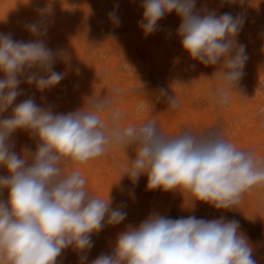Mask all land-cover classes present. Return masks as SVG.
Instances as JSON below:
<instances>
[{"label": "clouds", "instance_id": "9594fccd", "mask_svg": "<svg viewBox=\"0 0 264 264\" xmlns=\"http://www.w3.org/2000/svg\"><path fill=\"white\" fill-rule=\"evenodd\" d=\"M141 7L138 24L146 36L155 33L168 14L180 18L176 31L183 51L204 66L220 65L223 83L214 97L217 105H227L249 59L247 46L237 39L245 17L198 10L196 0H143ZM117 10L118 5L108 14L115 25L120 23ZM45 12L37 9L38 18L24 25L32 37L27 41L0 33V168L7 172L0 174V264H57L67 249L77 253L79 264H88L93 235L126 219V205L113 207L110 193L107 200L90 196L79 171L63 175L64 160L85 164L109 147L135 144V156L122 177L135 186L146 176L149 191L187 192L194 198L191 208L201 202L231 210L245 192L264 186V161L237 149L218 132L196 136L185 130L166 138L153 121L121 127L119 112L111 114L109 127L101 116L110 109L111 98L93 100L87 111L58 113L51 105L38 104L33 93L12 107L26 94L21 84L46 93L69 74L68 67L55 70L58 62L68 64V56L47 44ZM159 93L168 107L178 106L167 90ZM10 107V115L3 116ZM18 130L36 142L34 152L15 151L12 137ZM128 194L135 197L134 187ZM239 229L234 219H171L154 212L138 226H126L111 251L90 264H258Z\"/></svg>", "mask_w": 264, "mask_h": 264}, {"label": "rangeland", "instance_id": "374dc122", "mask_svg": "<svg viewBox=\"0 0 264 264\" xmlns=\"http://www.w3.org/2000/svg\"><path fill=\"white\" fill-rule=\"evenodd\" d=\"M142 3L143 0H0V33H11L16 40L31 39L24 25L38 18L37 9H46V42L68 56L67 65H55L56 71L69 68L68 76L59 85L39 93L34 86L21 84L26 94L18 97L12 107L33 93L38 104L51 105L58 113L81 108L87 111L93 100L111 98L110 109L101 116L109 127L111 114L119 112L123 117L121 127L153 121L166 138L185 130L196 136L212 130L237 149L254 152L257 160L264 161V0H196L198 10L207 9L217 15L227 12L246 19L237 39L247 46L249 59L243 78L237 88L230 90V102L225 106L217 105L214 97L223 83L220 65L204 66L188 57L177 35L180 18L175 13L160 20L155 33L144 35L138 24L143 16ZM117 5L119 25L111 23L108 15ZM193 64L195 67H190ZM161 88L174 95L177 107H168L160 96ZM10 113L11 107L3 116ZM12 139L18 153L36 150V142L25 131L18 130ZM136 147L112 146L85 164L61 162L63 175L81 173L90 196L107 200L110 193L113 207L126 205L127 217L122 223L106 226L93 235L88 264L100 254L109 253L117 234L126 226H138L154 212L171 219L194 215L205 220H237L239 231L253 248L254 258L264 264V186L245 192L231 210H216L201 202L191 208L194 198L187 192L149 191L146 176H141L135 186L122 177ZM0 174L7 172L0 168ZM132 187L134 198L128 194ZM2 196L7 197L6 189ZM57 264H79V257L67 249Z\"/></svg>", "mask_w": 264, "mask_h": 264}, {"label": "bare ground", "instance_id": "6f19581e", "mask_svg": "<svg viewBox=\"0 0 264 264\" xmlns=\"http://www.w3.org/2000/svg\"><path fill=\"white\" fill-rule=\"evenodd\" d=\"M146 40V39H145ZM151 42V41H150ZM150 44V43H149ZM153 46V45H152ZM153 54V53H152ZM259 263V262H258Z\"/></svg>", "mask_w": 264, "mask_h": 264}]
</instances>
